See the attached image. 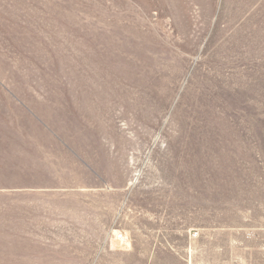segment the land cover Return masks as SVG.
Returning a JSON list of instances; mask_svg holds the SVG:
<instances>
[{"label": "rangeland", "instance_id": "1", "mask_svg": "<svg viewBox=\"0 0 264 264\" xmlns=\"http://www.w3.org/2000/svg\"><path fill=\"white\" fill-rule=\"evenodd\" d=\"M0 264H264V0H0Z\"/></svg>", "mask_w": 264, "mask_h": 264}]
</instances>
